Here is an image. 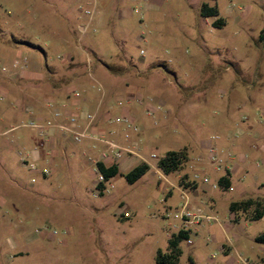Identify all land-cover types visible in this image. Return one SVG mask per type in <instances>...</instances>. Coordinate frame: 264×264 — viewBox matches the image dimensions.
<instances>
[{
	"label": "rangeland",
	"instance_id": "rangeland-1",
	"mask_svg": "<svg viewBox=\"0 0 264 264\" xmlns=\"http://www.w3.org/2000/svg\"><path fill=\"white\" fill-rule=\"evenodd\" d=\"M126 1L132 13L121 15L117 0L105 13L98 0H74L66 10L61 0H35L36 4L25 5L0 0V76L24 70L13 66L22 53L28 56L25 71L41 73L73 56L70 60L82 61L81 69L84 62V78L96 88L87 72L88 59L103 90L111 83L117 95L125 89L132 93L142 87L150 90L152 96L164 100V107L154 116L143 112L149 130L141 144L144 154L155 152L158 158L184 144L210 141L226 163L234 162L238 154L218 149L215 142L230 141L241 132L251 134L256 151L249 155L246 169H231L228 189L212 188L197 178L204 192L200 190L195 204L216 215L220 224L202 222L191 242L182 240L178 264H207L212 252L216 253L212 264H240L239 257L264 264V243L254 239L264 230V216L234 221L228 209L232 200L264 198V46L258 40L264 30V0H217L225 12V23L219 27L210 23V17L200 15L202 0H165L156 9L158 21L148 18L149 12H133L139 0ZM85 8L93 9L91 24L84 33L69 34L68 45L57 44L55 36L48 35L40 24L67 16L76 25L81 17H88ZM15 38H28L36 47L24 45L25 52H20L2 42ZM93 64L97 65L94 69ZM102 64H110L112 69ZM179 91L189 102L183 122L161 119L158 114L172 106L166 100ZM32 119L26 115L24 122ZM28 129L18 125L10 130L4 137L11 149L1 151L0 156L23 155V146L11 138ZM183 148L187 158L181 169L165 175L167 180L160 177L154 163L156 167L150 166L131 183L116 174L103 194L92 191L95 174L90 162L82 168L73 164L77 154L68 155L66 161L63 158L58 171L53 163L40 164L49 169L46 179L38 177L34 183L40 194L20 191L17 203L0 207V264H155L156 250H165L167 238L181 227L174 214L183 198L169 181L178 183L191 164L193 155L187 146ZM158 158L151 160L157 162ZM221 172L212 171L208 177L214 180ZM23 181L28 187L26 173ZM193 204L191 201L189 207ZM120 207L129 215L118 214ZM37 229L40 231L35 232ZM26 236L32 240L25 243ZM11 241L27 253L13 254ZM221 245H225L224 252Z\"/></svg>",
	"mask_w": 264,
	"mask_h": 264
},
{
	"label": "crops",
	"instance_id": "crops-1",
	"mask_svg": "<svg viewBox=\"0 0 264 264\" xmlns=\"http://www.w3.org/2000/svg\"><path fill=\"white\" fill-rule=\"evenodd\" d=\"M38 1V0H37ZM65 10L67 7L73 3L74 0H61ZM100 8L102 11L108 12L114 5V0H98ZM165 0H139V4L133 6V12L140 13L141 10L144 12H149L148 18L153 21H158L160 19V14L156 13L157 8H161L162 4ZM208 1L209 3H216L218 8V17L222 18L223 23H225V12L218 6L217 0H202ZM16 3H20L22 5L25 4H36L35 0H16ZM117 3L120 5V12L121 15H127L128 13H132V10L126 6V0H117ZM38 5L40 3H37ZM201 4V3H200ZM200 6V5H199ZM198 6V11H199ZM41 9V7H39ZM241 8V6H239ZM158 10V9H157ZM200 13V12H199ZM202 16V15H201ZM204 18H211L210 23L215 19V16H203ZM103 20V18H102ZM102 20L99 18V21L102 23ZM92 18L89 17H81L80 20L76 25H73L70 21V18L65 16V19H57V18H50L44 22H41V26L44 30L47 31L48 35L55 36V41L59 45H68L69 34H76L78 30L81 33L86 31L87 26L91 24ZM215 26V27H219ZM6 44L11 45L13 48L18 49L20 52H25L21 46L29 45L36 47L35 44L30 42L28 38H15L11 42L2 41ZM46 44V43H45ZM38 47V46H37ZM43 50V48L39 47ZM44 51V50H43ZM22 55L28 56L26 53H22ZM73 56H70V58ZM70 58L65 62L56 63L53 65H49L46 68V71L43 73L36 71L34 69H29L27 71L23 70L18 75H12L8 77L0 76V93H3L5 97L0 99V152L5 151L7 152L11 149V146L8 143L6 137H4L10 130L18 125L27 126L28 130H25L21 133L16 134L11 138L14 142H19L23 148L25 149L24 154H19L17 157L8 156V154L0 156V207L7 205V204H15L18 200V195L20 191L25 192L28 190L30 193H39L40 194V187L39 185H35L36 178L42 177L46 179L47 177L41 175L39 170L36 172H31L25 163V160H29L32 157L37 159V164H47L53 163L54 164V171L58 169L57 165L62 164L61 161L67 160L68 155H75L77 154L78 157L75 159L73 164L78 168H82L86 165V162H90L92 166V170L96 176V162L100 159V152L103 149L104 145L100 142L89 140V139H82L78 143H73L69 138L68 134L60 130L59 128H51L48 130V134L46 136H40L37 130L34 127L26 125L24 122V117L26 115H31L33 118L38 120H45L51 118V111L45 105V100L47 98L55 99L59 104L67 105L70 108L74 109V102L79 103V107L82 110H93L96 111L97 116L93 123V129L95 130H109L114 129V133L112 136L115 140H117L121 144H130L133 140H137L139 143V151L140 153L148 159V164L153 166L155 162L151 160V152L149 155L143 153V148L141 144V140L145 137L146 133L148 132V127L145 122L144 111L141 105L137 104L135 101L126 100L125 102H121L118 99L120 97H126L127 95L131 94L130 90H123L125 91L122 95L114 94V83L110 84L106 87L105 90L100 91L98 88L95 87L93 83L88 81L84 78L85 73V64L82 63L83 68L81 69L82 61ZM110 64H102V66L107 67ZM97 65L93 64V69ZM109 69V68H108ZM111 73L117 74L112 70H108ZM127 83V82H126ZM148 87H152L153 83H149ZM79 87V89L77 88ZM73 88H77L80 91L78 97H75L71 94ZM149 89V88H148ZM142 91L145 94H150V90H145V88L137 89ZM100 91V93H98ZM181 91V90H180ZM174 92L172 93V98L166 100L168 103L172 104V106L167 108L164 112L158 114V116L163 120H170L176 122L179 121L182 123V114L185 110L186 105H188V100L186 94H182L181 92ZM114 111L116 115L121 113H128L130 114L135 122L140 126V131L132 132L130 138L124 137V127L120 123H110L107 121V117L109 115H114ZM184 120V119H183ZM17 122V124H16ZM167 122V121H166ZM171 124V123H170ZM168 125V124H167ZM256 132V131H255ZM254 132V133H255ZM188 147L190 150L191 156V164H189V168L186 171L189 178L187 180H192V175L194 172H198L200 175H207L212 171H221L215 169L211 164L207 162H197L195 161L198 155H205L206 150L204 145H199L195 147L194 145L191 146L189 144H184L182 147ZM215 146L218 149H231L235 153L238 154L239 158L236 157L237 160L233 162V160L225 162V168L222 170L220 174L216 177V179L210 181H217L218 177L224 172L227 168L230 170L235 167H239L240 169H246L249 164V155L256 151V144L254 142L253 137L251 134H245L241 132L240 135L232 137L229 141L226 140H219L215 142ZM193 147H195L193 149ZM175 148V150L180 149ZM68 151V152H67ZM68 153V154H67ZM248 159V160H247ZM156 160V159H155ZM19 162V163H18ZM142 162L140 159L136 157H127L123 155L119 162L118 167L120 173H126L129 171L133 166ZM106 165L111 164L110 160L104 161ZM155 166V165H154ZM157 166V165H156ZM155 166V167H156ZM47 168L46 166H41L39 169ZM157 171L163 174L164 176L167 175L160 171L158 167ZM48 169V168H47ZM49 170V169H48ZM58 171V170H57ZM192 172V174H191ZM28 176V187L24 184V177ZM172 173V172H171ZM170 174V173H169ZM36 175V177H35ZM180 176V174H177ZM32 177L34 179L32 180ZM114 176L110 177L106 180L105 185L107 187L112 186L111 179ZM161 177V176H160ZM167 179V178H166ZM169 181V180H168ZM202 181V180H201ZM170 184L176 185L182 197V192L185 191L191 194L190 202L192 201L193 207H197L195 204V200L197 201V197L199 196L200 190L203 191L198 181H195L196 188L192 189L189 187H183L176 183V181L172 182L169 181ZM203 182V181H202ZM209 183L211 186L210 182ZM173 187V186H172ZM212 187V186H211ZM213 188V187H212ZM217 188V187H216ZM106 190V191H107ZM170 189H167V192ZM104 192V191H103ZM166 192V193H167ZM204 192V191H203ZM172 193V191H171ZM170 193V194H171ZM103 194V193H101ZM210 207L213 206V199H209ZM190 204V203H189ZM212 204V205H211ZM199 207V206H198ZM230 212V211H229ZM232 215V213L230 212ZM181 223V222H180ZM25 243L32 240L27 236L24 238ZM11 247L14 250L13 254L18 252L27 253V249L25 248H17V242L11 241Z\"/></svg>",
	"mask_w": 264,
	"mask_h": 264
},
{
	"label": "built area",
	"instance_id": "built-area-1",
	"mask_svg": "<svg viewBox=\"0 0 264 264\" xmlns=\"http://www.w3.org/2000/svg\"><path fill=\"white\" fill-rule=\"evenodd\" d=\"M85 14L88 15L89 18H92L93 16V9L85 8L84 9ZM20 65L24 70L28 67L27 63V57L24 55L18 56L13 61V66ZM87 72L89 76L94 80V82L98 85V89L103 92V87L101 83L92 75V67L90 64V59L87 60L86 63ZM23 70L21 69V72ZM21 72L15 71L14 75H18ZM71 94L75 97H78L80 94V91L77 88H73L71 91ZM5 95L3 93H0V99H3ZM119 101L123 102V100H132L135 101L137 104L141 105L144 112L147 115L154 116L156 111L159 109H162L164 106V100L162 98H156L150 94H145L142 91H137L136 93H131L127 95L126 97H120L118 99ZM45 105L50 109L51 111V118L48 119H35L33 118L29 122L25 123L28 126L34 127L38 134L40 136H46L48 134V130L51 128H59L63 132L67 133L69 138L73 143H78L82 139H89L93 141L100 142L104 145L103 149L100 152V159L99 161H107L110 160L112 163H116L118 165V162L120 158L123 155H126L127 157H136L140 159L141 161L148 162V159L143 156L139 151V143L137 140H133L130 144H121L117 140L114 139L112 134L114 133V129L109 130H95L93 129V123L96 119L97 113L96 111H90V110H82L79 107L78 102H74V109L70 108L67 105L59 104L55 99L53 98H47L45 100ZM166 111V110H165ZM164 111V112H165ZM108 122H116L123 125L125 131H124V137L130 138L132 132H138L140 131V126L135 122L133 117L128 113H121L119 115H109L107 117ZM204 148L206 150L205 155H198L195 159L197 162H207L211 164L215 169L217 170H223L226 166L225 162L226 159L223 155H220L218 152H216L214 145L207 141L206 144H204ZM229 154V153H228ZM152 158H158L157 154L155 152L151 153L150 155ZM25 163L27 165V168L31 172H36L39 170L41 175H47L49 173V170L47 168L39 169L37 166V159L32 157L29 160H25ZM160 176L164 179L166 177L159 172ZM203 182H210L211 186L213 188L218 187L217 181H210V178L207 175H200L198 172H194L192 175V180L197 181V178H199ZM34 177H32V180ZM167 180V179H166ZM106 182L103 174L98 170L96 167V176L93 181V193L94 194H101L103 191L107 190V187H99L100 182ZM182 192V198L183 203L182 205L175 211V216L178 217L181 221V227L184 229H187L189 234L188 237L185 238L187 242L192 241V237L194 235H197V226L201 224L202 222H211L215 221L218 224H220V221L218 217L214 214L205 212L200 207L190 208V194L185 191ZM118 214L128 216L129 212L126 211L124 208L120 207L118 210ZM40 230L37 229L35 232H39ZM55 232V231H54ZM221 250L224 252L225 245H221ZM216 257V253L212 252L209 254V258L207 261V264H212L214 259ZM240 259V264H252L248 260Z\"/></svg>",
	"mask_w": 264,
	"mask_h": 264
},
{
	"label": "trees",
	"instance_id": "trees-1",
	"mask_svg": "<svg viewBox=\"0 0 264 264\" xmlns=\"http://www.w3.org/2000/svg\"><path fill=\"white\" fill-rule=\"evenodd\" d=\"M199 12L202 16H215L212 21L213 26H219L223 23L222 18L218 17V8L216 3H209L208 1L201 2L199 6ZM258 40L264 46V30H260ZM109 69H112L111 65H108ZM113 71V70H112ZM187 158V151L183 149H169L163 156L159 157L156 165L161 172L169 174L182 168L184 161ZM96 167L103 174L105 180L116 174L124 176L127 182H134L140 178L149 168L150 165L147 162H140L133 166L126 173H120L119 167L116 163L106 165L102 161L96 162ZM189 178L187 173H184L179 178V185L183 187L196 188V183L193 180H187ZM190 179V178H189ZM218 187L226 190L231 185V172L229 169H225L224 172L217 179ZM99 187H105V183L102 181L99 183ZM229 211L232 213V220L238 221L240 217H244L248 220H256L264 216V198L263 197H244L238 200H232L228 205ZM188 230L180 227L177 231H174L167 238V246L165 250L158 248L155 254V264H178L179 257L182 253L180 242L188 237ZM258 243H264V230L258 233L254 237Z\"/></svg>",
	"mask_w": 264,
	"mask_h": 264
}]
</instances>
